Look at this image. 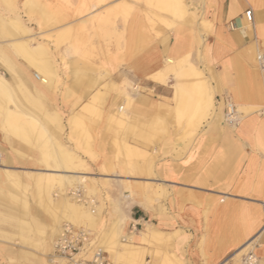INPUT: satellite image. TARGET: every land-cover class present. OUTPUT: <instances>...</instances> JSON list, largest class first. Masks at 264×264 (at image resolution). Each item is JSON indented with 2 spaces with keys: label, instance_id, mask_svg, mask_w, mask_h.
Listing matches in <instances>:
<instances>
[{
  "label": "crops",
  "instance_id": "crops-1",
  "mask_svg": "<svg viewBox=\"0 0 264 264\" xmlns=\"http://www.w3.org/2000/svg\"><path fill=\"white\" fill-rule=\"evenodd\" d=\"M119 4L107 3L85 12L81 2L66 8L49 0H0V14L22 22L27 31L23 38L33 43L52 46L46 37L52 34L56 41L55 37L69 27L72 43L99 44L95 57L111 82L119 85L127 79L141 89L133 104L132 122L135 131L142 132L144 127L145 136L157 139L149 151L155 158L149 174L136 170L134 176H126L123 181L133 184V199L147 202L150 208L134 205L124 231L134 235L136 244H141L140 233L146 230V224L166 235L163 246L146 247L152 253L146 259L151 257L153 264H163L172 256L183 264H242L235 256L250 246L257 264H264V77L254 70L252 62L254 41L263 39L258 37L257 30L264 25V0H202L195 7L197 21H177L138 3L124 24L115 20L114 15H109L111 19L103 26L97 22L107 11H119ZM247 9L254 12L253 24L244 18ZM152 16L173 26L154 20L151 24L148 17ZM93 18L94 32L84 30ZM204 23H208L207 28ZM229 23H234L236 29L231 30ZM249 30L255 39L250 37ZM258 47L263 49L261 41ZM53 51L58 58L57 50ZM191 55H200L202 68L210 70L216 80L208 88L215 96V109L199 115L195 127L185 125L190 116L178 118L177 110L181 107L177 102L181 96L172 72L166 67V59L180 61ZM22 65L24 75L37 82L35 71L23 60ZM159 74L166 77L165 82L154 80ZM29 87L32 92L31 82ZM39 89L45 93L52 111L65 118L71 115L73 106L64 100L63 90L56 92L42 86ZM232 90L248 110L237 128L220 123L223 110L217 97L224 93L233 97ZM114 100L110 94L108 108H112ZM216 109L220 111V122ZM239 112L243 115L240 109ZM110 117L111 114L105 115L103 123H108ZM177 122L184 124L180 130ZM103 136L107 139V132ZM20 148L21 154L15 152L0 129V235L4 237L0 238V264H49L58 235H50L51 218L35 206L38 195L33 181V175L46 168L40 164L41 152L36 146L21 144ZM98 153L100 166L106 160L112 166L114 152L102 147ZM6 173L19 178L24 189L29 188L27 197L21 198L31 204L28 210L23 211L14 201L17 194L9 187ZM115 219L105 215L104 222V215L101 217L104 227ZM23 223L49 234L44 246L30 248L13 238L21 234ZM91 233L98 244L99 233ZM106 253L114 264H122Z\"/></svg>",
  "mask_w": 264,
  "mask_h": 264
},
{
  "label": "rangeland",
  "instance_id": "rangeland-1",
  "mask_svg": "<svg viewBox=\"0 0 264 264\" xmlns=\"http://www.w3.org/2000/svg\"><path fill=\"white\" fill-rule=\"evenodd\" d=\"M28 1L29 3H33L34 0H28ZM43 1L44 0H42V2ZM49 1H55L61 3L66 8L75 7L76 6L75 4L81 2L82 4L81 7L87 9L85 12H88L89 11L88 9L90 7H99L107 3H120L118 6L119 11L117 12L107 11L106 16H100V19L97 22L100 25H102L103 23L109 22V20L111 19L110 18L111 16L109 15H114L115 20L121 21V23L123 24L126 23L127 19L130 17L131 13L135 9L134 5L138 3H145L149 9H152L157 14L173 17V19L177 21L186 20L190 18L194 21H197L198 10H195V7L197 6V4H201L202 0H182L185 8V14L183 16H179V14L176 16L172 12H168L166 10L161 9L157 1H154L152 4L148 2L146 3V0H49ZM126 10H129L130 12L128 17H125L123 13ZM54 17L55 16L50 15V18H54ZM150 17H148V20L150 21L151 24H154L155 22H160L161 24H165L168 27L173 26V24L169 25L168 23L163 22L159 18V16H152V19H150ZM15 21H17L20 25L21 29L19 33L21 35L27 34L26 29L22 26V22H20L18 19ZM94 24H95V19L93 18L92 21H90L88 24L89 28L85 27L84 30H90V32L92 31L94 32L95 30ZM204 24H205L204 25L205 28H207L206 26H208V23H204ZM60 33L59 36L55 37L56 41L52 34L46 37L47 40L52 42V46L48 44L47 45L44 44L47 50V55L44 57V59H47V61H49V63H51L53 67L58 69V73L60 72L59 74L60 79L55 80L54 86H52L51 89L55 90L56 92L59 91V89L63 90L64 100L66 102L72 103L73 111L71 112V115L68 118L67 117L65 118V116H63L60 112L58 113L55 112L58 114L60 121H62L63 129H61V127L59 126H56L57 119L55 120L54 117L52 118V120L51 119L49 120L50 123L49 122L46 123L47 120L45 119V115L47 112H50L51 109L47 106V102L43 96L42 101L40 102V104L42 105V109L35 110L37 114H39L40 116L39 121L41 123V127L38 126V128H36L35 130L32 129L31 127H29L30 129L27 128L29 134V140L31 141L32 145L27 143L25 144L29 146H36L38 149H40L38 144L36 143L37 141L36 139L46 140V136L50 135L49 137L51 138L52 141L46 145L49 146L52 152L55 151V142L58 143V141H60L63 144L67 145L75 153V157H76L75 164L76 165L78 164L77 168L67 169L63 164L58 165L55 162L54 164L52 163L53 165H51L52 166L51 168L47 164H42V163L40 164L41 166H44L46 168L45 171L52 169L56 171L55 174L57 173L65 174L66 173L65 171L84 173V176L86 177L85 185L87 188L84 190L80 188L79 185L76 186V184L69 185V183L67 182L65 183L63 180L67 181V178H65L64 176H61L60 178L59 176H54V179L51 180L48 179L47 181H45L46 185L47 184L48 185L47 187H45L43 196L44 199L46 200L48 199V197H51L52 200L54 199L53 200L54 203H56L55 204L56 210H50L45 206V202H43V204L40 202L41 200L39 197L40 194L38 193L37 186L35 184V181L33 180L38 195V202L36 203L35 206H37L41 211L46 213L51 218L52 225L50 228L51 230L50 235L52 234L56 235L57 231L60 229V226H62L63 224L65 223L72 224L65 218L62 220L60 226L58 225L59 229H57V225L54 224L56 221L54 217H59L62 215L61 214L62 209L60 208L61 204L59 203V201L62 199V194H66L69 198H71V202H75L76 204L82 205L87 210L89 209L97 212L100 210L101 214L99 215L100 217L98 219L99 223L96 225V227L82 225V227L92 231L93 233L95 232L99 233L98 234V241H99L98 246H99L102 234L116 220L115 219L114 221L110 222L108 226L104 227V225L102 224L103 220L101 221V217L104 215V222H105V215L108 217L112 216V218L113 217L117 218V216L124 209H128L130 213V210L133 207V201H132L133 199L131 196H128V192H126V184L128 183V185H131V183L125 182L123 181V179H125L124 177L126 176H134L136 174V170L138 171L139 169H141L142 171H138V172L139 173L142 172L141 174H143L144 168L150 169L151 164L153 163L155 157L154 155L150 154L149 151H151V148L153 149L155 147L157 139L145 136L144 127H142L143 130L142 132H140V130L135 131V128L133 126L132 121L134 120V117L131 108L134 104L135 98L141 92V89L139 88L138 91L134 90V86L136 84H134L132 81H129L127 79L123 80L121 84H119V86L111 82L112 78L102 69L101 65L99 64V59L95 57L97 53L96 47L99 44L92 43L91 41L72 43L69 33V27L67 29H63V31ZM1 35L2 37H8L4 33H1ZM106 45L108 46L109 44ZM53 48L57 50L58 58L55 57ZM10 57L14 62L15 66H17L20 69L23 68L21 58H18L15 55L14 57H12V54L10 55ZM202 61L203 60L201 59L200 55H198V57H194L191 55L188 56L187 59L185 58V63H184L186 66L189 67L193 66L197 68L203 74V83L205 85L203 89V93L205 94V99L202 101V107L200 108L201 109L200 112L196 115L193 114L192 110L188 107V104L184 99L185 91H182L178 83V81L191 82L192 79L190 77L188 78L186 75V73H188L187 70L185 74L182 75L179 74L177 75V77H175L176 75L172 73L174 77V82L177 83L178 85L177 88L179 89L178 92L181 96L179 97L177 104L181 107L180 111L181 110L186 111L185 117L190 116L189 121L187 122V124H185L188 127H195L196 126L195 119L199 117V115L201 114L203 115V113L206 110L213 111L215 109L214 107L215 96L208 88L212 84H214L216 80L210 70L205 69V66L204 68H202L201 66ZM59 64H61L62 66L61 69H59L60 68ZM29 66L32 68L31 65ZM0 72L5 74L7 78L10 79V76L5 70L0 68ZM120 86L123 87L122 89H124V91L121 93L119 92L118 89V87ZM101 89L104 92L108 93L106 95L107 98L109 97L110 94H113V96L115 97L114 102H112V108L110 107L108 108V105H106L107 102L106 99L104 103L102 101L97 102V104H99L100 102L102 104L101 106L100 104L97 105V107L102 110L101 116L100 115L98 116V114L96 113L90 114L83 111L82 107L84 103H87L90 100L91 95ZM14 91L18 93L17 89ZM29 91H31L30 87H29ZM232 92L234 93V91ZM17 93L14 94L15 99L12 98L11 101L3 102L5 103L3 104V106L7 105L9 106V109L10 108L14 109L15 108L14 102L15 101L17 102L18 98L19 99L21 98L19 97V95L17 96ZM219 94H221V92H219ZM233 95H236V93H234ZM125 98H129L128 102L132 105L129 109L123 102ZM29 105L30 104L26 105L27 107L26 109L28 114H31L33 112V109ZM188 108L190 109V111H187ZM28 110H30L31 112ZM51 112L54 113V111ZM217 112L218 111L216 109L215 111L216 118H217ZM108 114H111V117L109 118V122L103 123V117ZM114 115H116L117 117H115ZM72 116H74L75 119L70 127L68 120ZM182 119L183 118H181V120ZM53 120L55 121L56 124L53 122ZM222 120L223 118L221 119V121ZM191 122H194L195 124L192 125ZM175 125L180 130L184 124L181 122H177ZM46 127L47 130L45 129ZM0 129L3 132L1 128V118H0ZM43 131L45 133H43ZM103 132H107L108 134L107 139L103 138L104 137ZM6 140L8 144H10L7 138ZM10 146L12 147L11 144ZM102 147L105 148V151L108 150L109 152H114V154H112L113 156H111L113 157L112 161L114 162V164H112L111 161L110 164L112 166H109V162L107 160L104 162L102 166H100L99 163L101 157L99 156L98 152L102 149ZM19 150L21 151V149ZM89 162L95 165L94 169L91 167L92 164ZM13 181L15 183V186L12 187L9 186V187L11 188L13 193L16 192L17 194V196L13 197L14 201L19 204V206L23 209V211L28 210V208L31 207V204L27 203V201L22 202L21 198L24 197L25 199L27 197L29 193V188L25 187L24 189L20 180H13ZM132 186L133 184L131 185V187ZM79 189L80 191H82L81 193ZM75 190H78L79 192ZM71 191L74 193H80V196H82L84 199L89 201L87 202L88 205H86L83 202H79L77 200L78 197L76 198L70 194ZM90 201H94V203L91 204ZM126 224L127 222L125 223V230H127ZM22 225L24 227H21L20 229L21 234H19V236L17 235L13 236L14 239H18L20 244H24V246H29L30 248H34V249H37L40 246H44L45 240L49 237V234L47 232L44 231L40 232L38 230H34L33 227H31V225L29 224L23 223ZM59 232L57 233V235H59ZM1 236L3 235H0V238H4ZM165 239H166V235H165ZM165 242L166 240H164L163 243H155L152 246H163ZM249 250H250V246L247 248V250L244 253H242L239 262H241L242 256H244ZM156 253L159 256V252ZM147 256H152V253L147 252L144 259L145 261H149L150 264H153L152 258L149 257L146 259ZM174 258L176 257L175 256L171 257V259ZM50 259H52V257H50L49 260ZM175 260L177 263H172V264H183L177 258L174 259V261Z\"/></svg>",
  "mask_w": 264,
  "mask_h": 264
},
{
  "label": "bare ground",
  "instance_id": "bare-ground-1",
  "mask_svg": "<svg viewBox=\"0 0 264 264\" xmlns=\"http://www.w3.org/2000/svg\"><path fill=\"white\" fill-rule=\"evenodd\" d=\"M154 1H157L159 3L161 9L166 10L168 12H172L176 16L178 14H179V16H183L185 14V8H184L182 0H146V3L148 2V3L152 4ZM238 2H240V1H238ZM123 13H124L125 17H128L130 12H129V10H126ZM20 29H21L20 25L17 21H15L13 19L5 18L3 15H0V35H1V33H4L8 36V37H2V35L0 36L1 39L2 38H4V39L8 38L7 42L6 43L4 42L5 44L3 43L4 40L0 41V68L5 70L8 73V75L10 76V79H8L5 74L0 72L1 128H2L3 132L7 135L6 138L8 139L10 144L12 145L13 150L15 152H17L18 154H21V152L19 150V149H21L20 148L21 144L27 143V144L32 145L31 141L29 140V134H28L27 128L31 127L32 129L35 130L36 128H38V126L41 127V123L39 121L40 116L35 111V110L42 109V105L40 104V102L42 101V98L45 95V93L41 89H39L40 86L51 89L52 86H54L55 80L60 79L56 68L53 67L51 65V63H49V61H47V59H44V57L47 55V50H46L45 45L42 43H33L32 41L23 38L24 36H22L19 33ZM257 31H258V34H257L258 37L260 35L263 39L262 40L257 39L254 41V44H256V48L254 50V56H252V62H253L254 70L257 71L258 73L262 74L260 72L258 66H257L256 57L260 51H264V25H260L258 27ZM249 34H250L251 38L255 37L252 30H249ZM260 41L263 44V49L258 47V43ZM11 54L17 56L18 58H21L23 61H25L26 64L32 66V68L36 71L35 72L36 74H34V78L36 80H38L37 81L38 83L32 82L31 78L29 76L24 75L22 69L15 66L14 62L12 61V59L10 57ZM255 54H256V56H255ZM187 58L188 57H186V59ZM166 61H167V64H166L167 69L170 72L174 73L176 75L175 77H177V75H179V74H181V75L185 74V72L187 70V72H188V73H186L187 77L188 78L190 77L193 81L192 80H191V82L178 81V83H179V86L181 87L182 91H185L184 92V99L186 100L188 107L192 110L193 114H195V115L198 114L201 110L200 108L202 107V101L205 99V94L203 93V89L205 87V85L203 83V74L201 73L200 70H198L197 68H195L193 66H190V67L186 66L184 64L185 58L180 60V61H171V59H168V60L166 59ZM186 63H187V61H186ZM262 76L264 77L263 74H262ZM154 80L163 83L166 81V77L162 74H159V75L154 77ZM30 82L33 84L32 92L29 91V83ZM122 88L123 87H121V86L118 87L120 93L124 91V89H122ZM16 89H17L18 93L14 91ZM138 89H139V86L136 88V90L138 91ZM134 90H135V88H134ZM232 91H234V90H232ZM15 93H17V96L19 95V97H21L20 99L18 98L17 102L16 101L14 102L15 108L9 109V106H7V105L3 106V104H5L3 102L11 101L12 98L15 99L14 98ZM107 94L108 93L104 92L102 89L97 91L96 93L92 94L90 97V100L87 103H84V105L82 107L83 111L90 113V114L96 113V114H98V116L99 115L101 116L102 110L99 109L97 107V105L100 104V106H101L102 104H101V102L99 104H97V102L102 101L104 103L107 99V96H106ZM227 94H229V93H227ZM128 99L129 98H125L123 100V102L127 106V108L129 109L132 105L128 102ZM232 99L235 102V104L239 107V109L242 111V113H243L242 121H243L245 116L247 115L248 111L246 110V108L244 106H242L239 103L237 95H233ZM27 104H30L29 106L32 107V109H33V112L31 114H28V112H27V109H26ZM189 108L187 109V111H190ZM133 109H134V107L132 106L131 111L134 114ZM28 111H30V110H28ZM51 111L47 112L45 115V119L47 120L46 123L49 122L50 119L52 120V118L54 117L55 120L57 119V121H56L57 124L55 123L54 120H53V122L56 124V126H59V127H61V129H63L62 121H60L58 114L55 113L56 111H54V113H52ZM177 115H178L179 119H181V118L184 119V117L186 115V111L185 110L180 111V109L178 108ZM114 116L117 117L116 115H114ZM220 118H221V115L219 112H217L218 122H220ZM74 119H75V117L72 116L68 120L70 127H71V124L73 123ZM41 121H42V119H41ZM220 123H222V121ZM191 124L194 125L195 123L191 122ZM83 127H84V125H83ZM45 129L47 130V127ZM44 131H43V133L46 132V131L45 132ZM31 132H29V133H31ZM47 134H48V132H47ZM49 136L50 135L46 136V140L36 139L37 140L36 143L38 144V146L40 148L39 151L41 152V155H42L40 163L47 164L48 166H50V168L52 167L51 165H53L54 162L58 165L63 164L67 169L77 168L78 164L77 165L75 164V160H76L75 153L67 145L63 144L60 141H58V143H56L54 141L55 142V151L52 152L50 150L49 146L46 145L52 141ZM51 146H54V145H51ZM128 150H130V149H128ZM3 160H4V158H3ZM138 171H140V169ZM143 171H144V173H148L149 169L144 168ZM55 172L56 171L49 169L48 171L35 173V175L33 176V180L35 181V184L37 186L38 193L40 194V196H39L41 199L40 202L42 204H43V202H45V206L47 208H49L50 210H56L55 209L56 203H54V201H53L54 199L52 200L51 197H48L47 200L44 199L43 192L45 191V187H47V185H48V184L46 185L45 181H47L48 179H50V180L54 179V176H59V178L61 176H64L65 178H67V181L63 180L65 183L67 182V183H69V185H74V184H76V186L79 185V187L84 189V190L87 188L85 185L86 177L84 176V173L65 171L66 172V173L64 172L65 174H58V173L55 174ZM6 177L9 180L8 185L10 187L15 186V183L13 180H19V178L14 177L9 173H6ZM125 182H127V181H125ZM66 187H64V188H66ZM76 189H78V188H76ZM75 191H78V190H75ZM79 191H80V189H79ZM81 192L82 191H80V193ZM126 192H128V196H131L133 199L134 193H133L131 185H128V183L126 184ZM80 197H82V196H80ZM132 201H133V206L138 204L139 206L144 207L143 209H149L150 208V206L147 202L138 203L134 199ZM59 203L61 204L60 208L62 209V213H61L62 215L59 217H54L56 220L54 224L57 225V229H59L58 225L60 226V224L64 218L66 220H68L70 223H72L73 225H75L76 227H82V225L96 227V225L99 223L98 219L100 217L99 215L101 214L100 210L98 212L92 211L89 209L87 210L82 205L76 204L75 202H71V198H69L66 194H62V199L59 201ZM151 208H153V207H151ZM129 215L130 214H129L128 209H124L121 211V213L117 216L116 220L109 226V228L104 233L102 232L103 234L101 236L99 246H101V248L104 251L111 254V256L115 257L117 259L118 263H122V264H147V261H145V259H144L146 253L148 252V249L146 247L150 248V246L154 245L155 243H163V241L165 240V234L157 231L152 225L146 224L145 225L146 230L140 233L141 244H136L134 242V235L133 234H126V232L124 231L125 223L128 220H130ZM59 230H61V229H59ZM59 230L57 231V233L59 232ZM248 247L249 246H245L243 249H241L237 252V254H236L237 259L236 260L238 262L241 258L242 253H244ZM51 257H52V259H50V260L48 258L49 264H62V262L56 260L53 255ZM174 259H176V258H174ZM174 259H169V261H164L163 264L177 263L176 260L174 261ZM157 262H158V260H157Z\"/></svg>",
  "mask_w": 264,
  "mask_h": 264
},
{
  "label": "built area",
  "instance_id": "built-area-1",
  "mask_svg": "<svg viewBox=\"0 0 264 264\" xmlns=\"http://www.w3.org/2000/svg\"><path fill=\"white\" fill-rule=\"evenodd\" d=\"M244 18L249 24H253L254 12L252 9H247L244 12ZM231 30L236 29L234 23H229ZM257 66L260 72L264 75V51H260L256 57ZM135 90L137 86L134 87ZM218 104L223 110V124L237 128L242 122V114L232 97L224 93L217 97ZM74 197H78L79 202H83L88 205L86 199L80 197V193L70 192ZM80 197V198H79ZM94 203V201H90ZM264 210V202L262 203ZM53 256L56 260L61 261L62 264H114L109 258L108 254L98 246L94 240L90 230L84 227H76L72 224H63L59 235L53 243ZM242 264H257V258L249 250L241 259ZM147 264H150L147 261Z\"/></svg>",
  "mask_w": 264,
  "mask_h": 264
}]
</instances>
